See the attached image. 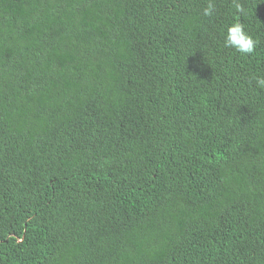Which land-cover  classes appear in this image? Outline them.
I'll return each instance as SVG.
<instances>
[{
  "label": "trees",
  "instance_id": "obj_1",
  "mask_svg": "<svg viewBox=\"0 0 264 264\" xmlns=\"http://www.w3.org/2000/svg\"><path fill=\"white\" fill-rule=\"evenodd\" d=\"M208 2L0 0V264H264V0Z\"/></svg>",
  "mask_w": 264,
  "mask_h": 264
},
{
  "label": "clouds",
  "instance_id": "obj_2",
  "mask_svg": "<svg viewBox=\"0 0 264 264\" xmlns=\"http://www.w3.org/2000/svg\"><path fill=\"white\" fill-rule=\"evenodd\" d=\"M231 3L235 12H244V7L239 3V0H231ZM215 13V4L212 0H209L207 5L203 8L202 14L205 17H213ZM223 45L225 48L234 49L237 53L243 55L254 53L257 46L254 37L246 30L245 25L239 21H234L227 26L223 37ZM253 80L257 88L264 89V76H254Z\"/></svg>",
  "mask_w": 264,
  "mask_h": 264
}]
</instances>
